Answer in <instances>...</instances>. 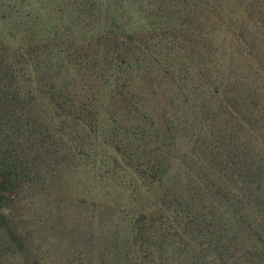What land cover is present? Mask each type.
<instances>
[{"label": "rangeland", "instance_id": "rangeland-1", "mask_svg": "<svg viewBox=\"0 0 264 264\" xmlns=\"http://www.w3.org/2000/svg\"><path fill=\"white\" fill-rule=\"evenodd\" d=\"M8 8L0 264H264V0Z\"/></svg>", "mask_w": 264, "mask_h": 264}, {"label": "trees", "instance_id": "trees-1", "mask_svg": "<svg viewBox=\"0 0 264 264\" xmlns=\"http://www.w3.org/2000/svg\"><path fill=\"white\" fill-rule=\"evenodd\" d=\"M12 6H14V2H13V4H12ZM6 12H4V10H3V13L0 15V20H2V21H4V22H6L7 21V23H10V20H16V19H18V17H15V14L11 11V10H9V8H8V11L7 10H5ZM8 31L10 32L11 31V34L12 35H16V33L15 32H13L10 28L8 29ZM2 36L3 35H5L3 32H2V34H1ZM13 41H16L17 43H20V41H18L17 39L16 40H14L13 39ZM15 42V43H16ZM260 200V199H259ZM261 201V200H260Z\"/></svg>", "mask_w": 264, "mask_h": 264}]
</instances>
